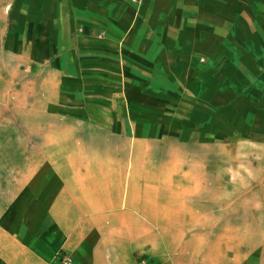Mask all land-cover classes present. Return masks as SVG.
Segmentation results:
<instances>
[{
    "label": "crops",
    "instance_id": "crops-1",
    "mask_svg": "<svg viewBox=\"0 0 264 264\" xmlns=\"http://www.w3.org/2000/svg\"><path fill=\"white\" fill-rule=\"evenodd\" d=\"M3 62L0 264H242L197 224L210 158L264 190V0H0Z\"/></svg>",
    "mask_w": 264,
    "mask_h": 264
},
{
    "label": "rangeland",
    "instance_id": "rangeland-1",
    "mask_svg": "<svg viewBox=\"0 0 264 264\" xmlns=\"http://www.w3.org/2000/svg\"><path fill=\"white\" fill-rule=\"evenodd\" d=\"M9 63H0V70H8ZM10 127L0 124V134L8 132ZM25 128V127H23ZM229 149H233L229 148ZM225 189H217V183L222 182V174L218 175L216 160L210 158V185L211 189L208 191L210 201L213 199L223 198L225 206H216L215 212L223 214L222 220H211L207 223H198L199 228L207 225L208 229L225 230L227 236L224 244L226 246L240 244L242 246V264H247L250 261V253L259 252L262 256L264 252V190L258 188L256 180L250 179V175H237L239 178L234 180L235 175L232 173L230 163L226 161ZM237 182L240 190H234L232 182ZM214 186V188H212ZM200 198V197H199ZM236 201V205L235 204ZM240 201V204H237ZM213 205L210 206L213 211ZM211 211V212H212ZM195 227L194 229H197ZM206 228V226H205ZM236 232V238L230 233ZM230 232V233H229ZM261 252V254H260Z\"/></svg>",
    "mask_w": 264,
    "mask_h": 264
},
{
    "label": "built area",
    "instance_id": "built-area-1",
    "mask_svg": "<svg viewBox=\"0 0 264 264\" xmlns=\"http://www.w3.org/2000/svg\"><path fill=\"white\" fill-rule=\"evenodd\" d=\"M131 1L134 2V3H138L140 0H131ZM63 262L65 264H70L71 263V260L70 259H63Z\"/></svg>",
    "mask_w": 264,
    "mask_h": 264
}]
</instances>
